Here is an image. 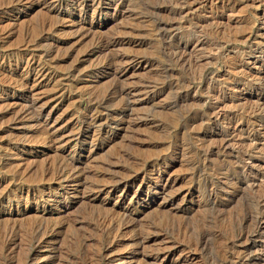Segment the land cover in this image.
<instances>
[{"label": "rangeland", "instance_id": "rangeland-1", "mask_svg": "<svg viewBox=\"0 0 264 264\" xmlns=\"http://www.w3.org/2000/svg\"><path fill=\"white\" fill-rule=\"evenodd\" d=\"M24 1L0 0V264H264V0ZM72 156L75 193L46 172Z\"/></svg>", "mask_w": 264, "mask_h": 264}, {"label": "bare ground", "instance_id": "bare-ground-1", "mask_svg": "<svg viewBox=\"0 0 264 264\" xmlns=\"http://www.w3.org/2000/svg\"><path fill=\"white\" fill-rule=\"evenodd\" d=\"M24 1V0H23ZM29 1V0H28ZM33 1H36V0H33ZM61 1V0H60ZM72 1V0H71ZM75 1V0H74ZM92 1V0H91ZM25 2V1H24ZM26 2H27V0H26ZM25 2V3H26ZM115 2V1H114ZM58 3H60V2H58ZM78 3V2H77ZM95 3V1L93 2V4ZM99 5V4H98ZM75 6H76V4H75ZM74 6V7H75ZM86 6H87V4H84V3H78V7H80L81 8V10L83 9V8H86ZM72 7H73V5H72ZM69 8V7H68ZM76 8V7H75ZM92 8V7H91ZM74 10V9H73ZM93 10V9H92ZM95 12V11H94ZM85 13V12H84ZM93 13V12H92ZM62 18V17H61ZM85 38V37H84ZM92 39V38H91ZM90 39V40H91ZM95 39V38H94ZM96 44V45H95ZM95 52H103V51H105V50H107L108 48H109V46H110V43L109 42H107V41H103V40H98L97 42H95ZM93 45V46H94ZM97 54V53H96ZM45 55V54H44ZM107 55H108V53H107ZM124 56V55H123ZM115 59V58H114ZM119 59V58H118ZM179 59V58H178ZM128 60V59H127ZM41 61V60H40ZM113 61L114 60H112V58H107L106 57V60H105V63H104V65L105 66H107V67H111V64L113 63ZM132 61V60H131ZM115 62V61H114ZM135 63V62H134ZM26 69H25V73H23L24 75H25V77H24V79H25V82H23V84L24 85H28V81H29V79L31 78V77H33L34 78V81H37V80H39V79H47V80H51L52 78H54V76H52V74H50L48 71H49V68L46 66V64L45 63H39V62H35L34 60H33V58H31L30 60H29V58L26 60ZM136 65L139 67V66H141V61H137L136 62ZM125 68V67H124ZM24 71V70H23ZM22 73V72H21ZM53 73V72H52ZM113 73V72H112ZM54 74V73H53ZM55 75V74H54ZM13 76V75H12ZM22 76V75H21ZM22 79V78H21ZM14 81V80H13ZM21 84V83H20ZM36 84V83H35ZM23 86V85H22ZM25 86V87H26ZM36 86V85H35ZM19 87V86H18ZM17 87V88H18ZM28 88V87H27ZM19 90V89H18ZM25 91V90H24ZM28 91V90H27ZM126 91V90H125ZM30 92V91H29ZM122 92V91H121ZM120 93V92H119ZM131 93V90H128L127 92H125V94L127 95V94H130ZM133 93V92H132ZM111 94V93H110ZM125 95V96H126ZM114 98V97H113ZM104 99V98H103ZM110 99V98H109ZM108 99V100H109ZM27 100V99H26ZM107 100V99H106ZM120 100V99H119ZM122 100V99H121ZM27 101H29V100H27ZM26 101V102H27ZM96 102V101H95ZM85 103V102H84ZM100 104V103H99ZM117 104V103H116ZM34 101H31L29 104H24V105H22L21 106V108L20 109H17L15 112H14V121L16 122V121H23L24 122V120H30V121H33V122H39L40 121V114L38 113V114H34L33 113V109H34ZM84 107V106H83ZM86 107V106H85ZM39 108V107H38ZM90 108H88L87 110H89ZM8 110V109H7ZM124 113V112H123ZM42 115V114H41ZM85 115V114H84ZM83 115V116H84ZM120 116V115H119ZM124 118L122 117V120H123ZM103 120V119H102ZM107 120V119H106ZM88 121L89 122H85V123H87L86 124V127L87 128H90V127H94V126H96V123H97V119L96 118H89L88 119ZM22 122V123H23ZM32 122V123H33ZM125 122V121H124ZM30 123V122H29ZM106 123V122H105ZM98 124V123H97ZM100 124V123H99ZM112 124V123H111ZM120 124V123H119ZM117 125L116 124V126H120V125ZM41 125V124H40ZM101 125V124H100ZM99 125V130H100V128H101V126ZM77 126V125H76ZM80 128H78L79 129V132H78V134H77V140H79V136H80V134H82L83 132H82V129H83V131L85 132V128H81V126H79ZM86 128V129H87ZM80 129H81V132H80ZM48 130V129H47ZM102 132V131H101ZM55 134V133H54ZM76 134V133H75ZM96 134V133H95ZM43 136V135H42ZM41 136V137H42ZM46 136V135H45ZM59 137V136H58ZM61 137V136H60ZM105 137V136H104ZM49 138V136L46 138V139H48ZM58 138H56V140H57ZM67 143V142H66ZM60 147V146H59ZM62 147H64V146H62ZM58 148V147H57ZM63 149V148H62ZM53 150V149H52ZM75 150V149H74ZM86 151V150H85ZM74 152V151H73ZM88 152V154H90L92 151H87ZM51 166V165H50ZM48 168V167H47ZM47 170H51L50 172V174L52 175V178L54 179V182H56L62 189H64V191L66 192L68 189L70 190V192H72V193H75L76 191H77V188L80 186V185H83L82 184V179H83V177H84V172H83V170H82V168H80V166H79V164H78V158H73V156L72 157H70V158H64V160H62V161H59V162H57L56 161V163H54V164H52V167L51 168H49V169H46V172H49V171H47ZM87 171V170H86ZM134 178V177H133ZM52 179V180H53ZM155 179V178H154ZM156 182V181H155ZM90 184V183H89ZM92 184V183H91ZM102 185V184H101ZM109 185V184H108ZM107 186V185H106ZM111 186V185H110ZM113 186V185H112ZM153 186V185H152ZM159 186L160 187H158L157 189H159V188H164V186L162 185V184H159ZM92 187V186H91ZM95 186H93V188H94ZM86 188V187H85ZM96 188V187H95ZM103 188V187H102ZM91 190V189H90ZM95 190H98V189H95ZM108 190V189H107ZM160 190V189H159ZM164 190V189H163ZM27 191H28V189H27ZM50 191V190H49ZM93 191V190H92ZM109 191H111V190H109ZM29 192V191H28ZM97 192H99V191H97ZM96 192V193H97ZM41 193V192H40ZM34 194H36V193H34ZM38 195V194H37ZM43 195V194H42ZM13 196V195H12ZM39 196V195H38ZM41 196V195H40ZM60 196V195H59ZM20 197V196H19ZM26 197V196H25ZM42 197V196H41ZM50 197H52V196H49V195H47V199H49ZM29 198V197H28ZM54 198V197H53ZM14 199V198H13ZM21 199V198H20ZM18 200V199H17ZM27 200V199H26ZM35 200H38V199H35ZM52 200V199H51ZM55 200V199H54ZM33 201V200H32ZM41 202V201H40ZM37 203V202H36ZM44 213V212H43ZM8 216L9 217H12V216H14V211H12L11 209L8 211ZM15 214H17V215H21V212H19L18 213V211L15 213ZM44 215V214H43ZM38 216H39V214H38ZM41 216H42V214H41ZM19 219V218H18ZM130 223V222H129ZM104 224H106V223H104ZM15 226V225H14ZM36 227V226H35ZM62 227H64V224L63 223H60V224H56V225H54V226H51L50 227V230L48 229V233L47 232H44V233H47V235L46 236H44V238H41V239H37L36 241H35V246L37 247V246H41V245H43V244H45L46 243V241H48V239H50L52 236H55V235H57V231H59V229H61ZM112 227V226H111ZM34 228V227H33ZM32 228V229H33ZM15 230V228H12L11 227V229H9V234H11L10 236H14V231ZM38 230V229H37ZM41 230V229H40ZM44 231H45V229H44ZM46 231H47V229H46ZM35 232V230H32L31 231V234H33ZM43 233V234H44ZM30 234V233H29ZM6 235V234H5ZM45 235V234H44ZM10 236H8V238L10 237ZM40 236V235H39ZM32 238V237H31ZM40 238V237H39ZM6 241H8V240H6ZM9 243H11L10 241H8V242H5V245H6V247H7V245L9 244ZM5 245H4V247H5ZM11 245V244H10ZM1 246V245H0ZM9 246V245H8Z\"/></svg>", "mask_w": 264, "mask_h": 264}]
</instances>
